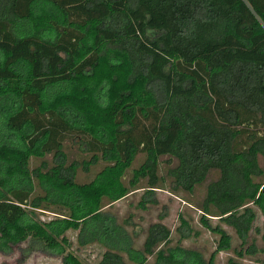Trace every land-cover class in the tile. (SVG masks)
Instances as JSON below:
<instances>
[{
	"label": "trees",
	"instance_id": "obj_1",
	"mask_svg": "<svg viewBox=\"0 0 264 264\" xmlns=\"http://www.w3.org/2000/svg\"><path fill=\"white\" fill-rule=\"evenodd\" d=\"M158 191L199 212L211 254L183 212L140 243L111 211L142 193L151 214ZM0 203L18 209L0 254L264 264V0H0Z\"/></svg>",
	"mask_w": 264,
	"mask_h": 264
},
{
	"label": "rangeland",
	"instance_id": "obj_2",
	"mask_svg": "<svg viewBox=\"0 0 264 264\" xmlns=\"http://www.w3.org/2000/svg\"><path fill=\"white\" fill-rule=\"evenodd\" d=\"M140 160L143 161L144 157L140 158ZM95 172L96 169H93V172L89 174L90 176L84 173H80V180L89 181L93 178ZM141 194L142 193H138V195L131 196L128 199L117 203L114 209L111 210L112 213L117 215L119 219L131 220L132 224L136 226V229L141 232L140 243L145 238V234L143 233V231H141L140 227L143 226L146 228L149 223H151V221H158V214L162 211V208L166 206L168 210V216L163 221L166 225H168L172 230H174L180 224L179 215L183 212L187 216V218H192L194 229L200 232L201 237L199 239V243L201 244V246L207 249L208 254H211V252L215 249L216 240L207 230H205L200 225L199 212L191 207H188L185 201L178 197H175L167 191H158L157 197L159 198L160 205L157 208H153L152 213L148 214L137 208ZM198 194L201 195L202 191H200ZM0 210L6 212V214L10 218H14L18 211L17 206L12 203H0ZM40 212H42L39 214L43 220H49L50 218L55 216L54 214L49 212ZM257 213H260V211L257 210ZM143 217L144 219L141 220V218ZM259 217L260 220H258V225L264 227V220L261 214H259ZM137 223H139L140 225L137 226ZM212 224L215 225L216 223ZM76 234V232H70L69 236L73 240L74 246L76 245L75 247L77 249L78 247L76 244ZM191 243L192 242L189 241L186 243V245H190ZM78 252L80 257L86 263L98 264L102 254V249L99 248V246L94 245L85 248H78ZM234 257H236V255L233 251L221 252L218 258V264H228L229 260ZM238 260H240V258H238ZM241 262H243L244 264H261L255 262L254 258H249L244 261L241 260ZM0 264H62V258L45 253L41 249H38V247H36V245L34 244L31 245L29 243H25L15 248V250L11 254H0Z\"/></svg>",
	"mask_w": 264,
	"mask_h": 264
}]
</instances>
